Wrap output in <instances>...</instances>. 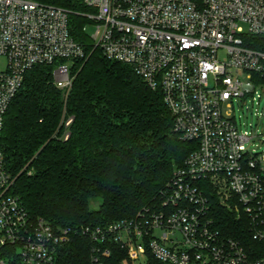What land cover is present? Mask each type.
<instances>
[{"label": "built area", "instance_id": "2783aa9c", "mask_svg": "<svg viewBox=\"0 0 264 264\" xmlns=\"http://www.w3.org/2000/svg\"><path fill=\"white\" fill-rule=\"evenodd\" d=\"M83 3L95 46L160 90L173 131L196 149L173 172L159 209L82 233L94 243L111 235L132 264L149 253L164 264H264V257L250 260L238 241L222 236L209 216L214 196L237 219L245 216L252 238L264 244V151L249 152L248 133L233 114L235 102L246 105L264 84V0ZM83 56L66 10L37 0H0V131L28 71ZM53 83L69 91L68 63L56 64ZM12 184L0 151V264H55L68 231L31 218ZM109 258L108 250H96L91 264Z\"/></svg>", "mask_w": 264, "mask_h": 264}, {"label": "trees", "instance_id": "16d2710c", "mask_svg": "<svg viewBox=\"0 0 264 264\" xmlns=\"http://www.w3.org/2000/svg\"><path fill=\"white\" fill-rule=\"evenodd\" d=\"M37 1L68 12L69 32L84 56L59 61L69 64L67 93L53 83L59 62L25 74L0 131L11 193L31 218L68 231L55 264H91L96 250L110 252L108 264H128L126 250L111 235L94 243L82 231L159 209L173 172L196 143L173 131L159 89H151L132 67L106 58L95 46L85 30L90 9L83 0ZM210 204L209 216L222 236L238 241L250 260L264 257V244L252 238L245 216L237 219L214 196ZM137 264L164 263L149 253Z\"/></svg>", "mask_w": 264, "mask_h": 264}, {"label": "rangeland", "instance_id": "374dc122", "mask_svg": "<svg viewBox=\"0 0 264 264\" xmlns=\"http://www.w3.org/2000/svg\"><path fill=\"white\" fill-rule=\"evenodd\" d=\"M87 32L91 35L94 30L89 27ZM233 114L238 129L248 133L250 141L245 147L249 152L264 151V84L255 87V92L252 97L247 98L246 105L241 104L240 101L239 104L235 102ZM92 207L97 208V204H93ZM127 262L132 264L129 259Z\"/></svg>", "mask_w": 264, "mask_h": 264}]
</instances>
